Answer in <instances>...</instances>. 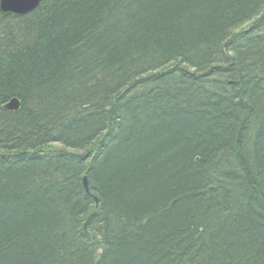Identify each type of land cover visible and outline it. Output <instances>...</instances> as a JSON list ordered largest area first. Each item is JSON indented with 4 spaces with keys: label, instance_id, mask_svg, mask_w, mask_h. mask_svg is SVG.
I'll use <instances>...</instances> for the list:
<instances>
[{
    "label": "trees",
    "instance_id": "1",
    "mask_svg": "<svg viewBox=\"0 0 264 264\" xmlns=\"http://www.w3.org/2000/svg\"><path fill=\"white\" fill-rule=\"evenodd\" d=\"M0 264H264V0L0 12Z\"/></svg>",
    "mask_w": 264,
    "mask_h": 264
},
{
    "label": "water",
    "instance_id": "2",
    "mask_svg": "<svg viewBox=\"0 0 264 264\" xmlns=\"http://www.w3.org/2000/svg\"><path fill=\"white\" fill-rule=\"evenodd\" d=\"M40 3L41 0H0V12H2L3 14H12L20 17L30 14L40 5ZM18 107L19 101L15 98H13L7 105H5V109H7L8 111H15L18 109ZM83 185L85 190L87 191L86 178H83Z\"/></svg>",
    "mask_w": 264,
    "mask_h": 264
}]
</instances>
